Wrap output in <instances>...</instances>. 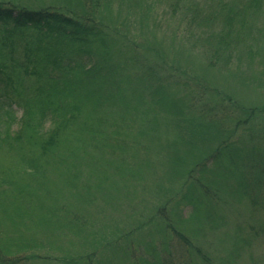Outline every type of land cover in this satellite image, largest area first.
Segmentation results:
<instances>
[{"label": "rangeland", "instance_id": "obj_1", "mask_svg": "<svg viewBox=\"0 0 264 264\" xmlns=\"http://www.w3.org/2000/svg\"><path fill=\"white\" fill-rule=\"evenodd\" d=\"M232 1L234 0H220L222 4ZM4 5L29 10L49 9L59 13L73 11L77 15L83 12L93 15L96 22L102 23V29L109 39L119 41L117 51L121 52L122 59L130 61L132 56L142 58V63L149 67L147 74L151 80L159 78L164 85L161 86L162 93L169 94V98L156 92L150 96L143 92L147 81L118 82L119 78L114 77L117 72L104 79H96L92 87L79 92L85 105L77 120L68 126L66 133L69 141L63 148L73 149L81 144L91 143L95 149H92L94 151L90 159H81L86 154L83 148L78 152L79 155L70 158L75 160L73 163L76 172L73 176L76 175L77 191L68 182L70 178L67 173L72 170V164L64 158L63 166L58 167L57 174L52 178L44 179L40 185L35 181L36 186L34 190L31 188L30 193L32 199L28 200L32 206L30 211L8 208L11 196L0 197V228L9 237L15 235L14 227L24 225V220L34 229V240L44 245H52L54 249L48 254L60 261L64 258L63 252L70 250L71 255L68 257L71 259L65 260L74 264H133L136 257L135 260L138 261L152 260L163 254L167 246L170 249L175 241H179L177 238H170L172 230L167 228L174 223L178 230L201 245L203 253L214 264L215 261L225 258L230 249L224 234L233 228L232 224L236 219H243L242 223H236L235 226L242 227V235H249L250 240L246 241L245 251L241 249L240 258L235 264H264V243L258 238L255 226L259 218L255 213L245 212V208L243 213L239 210L235 215L226 211L222 215L228 226L225 224L215 235L198 236L193 232L197 228L194 226L196 219L201 221L203 218V203L206 198L200 196V191L196 192L195 197L198 200L192 206L186 207L184 214L177 215L173 204L179 198L174 196L179 190L178 180L172 171L166 172L161 163L166 157V153L161 150L165 144V135L168 141L174 137L177 139L168 130L170 127L167 124V114L173 109V101L177 100V105L181 104V107L182 104L194 102L198 107L205 106L206 111L215 108L216 102L225 95L234 97L246 107L264 105V66L260 65L261 60L258 57L254 59L252 66H248V58L242 57L252 45L247 44L250 35L254 36L256 31H264V12L258 16L257 22V18L250 22V35L245 45L231 53L228 66L230 69L222 70L215 67L211 69L207 64L213 58L214 40L221 29L217 22L211 28H204V23L200 21L207 15L218 16L217 8L214 4L211 5V0H100L97 7L83 0H0V7ZM22 33L24 35L17 33L10 39H7L5 33L0 37V68L8 56L17 63H25V47L34 42L36 34ZM258 48L263 49V46L260 44ZM128 53L131 55L128 56ZM78 60L84 63L85 59L82 56ZM33 66L35 68L31 63L28 75L21 71L14 74V85H11L15 87L10 85L11 89H33L36 85ZM76 89L65 92V95L79 99ZM4 102V96L0 95L1 113L7 110L2 105ZM177 105L174 110L179 108ZM12 110L19 119L21 111L15 106ZM116 127L121 128L122 135L111 139L112 135L106 134ZM128 127L132 132L141 130L149 132L150 135L154 132L158 137L140 140L137 138L140 133H133L132 139H126L128 136L125 129ZM164 132L166 133L163 136ZM102 146L105 147L103 151ZM182 150L183 148H179L177 151L179 157L184 156ZM119 151V160L125 152L136 155L137 159V164L131 162L130 168L125 164L126 172L121 178L112 167H104V159L98 156L104 152L105 160L111 163L114 152ZM126 155L127 153L122 158L125 162ZM54 160L51 163H55ZM120 163L117 162L119 166ZM0 167L5 168L11 175L16 171V160L0 157ZM231 168L236 172L239 166L228 165V170ZM130 171L133 172L132 176ZM108 180L110 181L107 183ZM231 181L232 184L235 183L234 180ZM242 182L245 184L246 180ZM98 185H103L101 191ZM62 187L66 189L63 190ZM157 188L167 194L166 199L161 196L156 199L153 196ZM163 207H166L164 212L161 211ZM157 209L158 214L155 215ZM164 213L168 219L164 217ZM152 215L153 220L145 225L138 224L143 226L133 231L138 226L136 223H142L141 216ZM229 222L232 224H228ZM251 225L256 230L255 237L249 229ZM24 233L28 234L26 231ZM129 234L132 238L124 241ZM241 239L242 236L238 235L240 247ZM95 251L97 256H90ZM45 253L39 250L36 255L44 258ZM191 261L198 264L193 255L186 259L184 253H179L172 263L189 264Z\"/></svg>", "mask_w": 264, "mask_h": 264}, {"label": "trees", "instance_id": "obj_2", "mask_svg": "<svg viewBox=\"0 0 264 264\" xmlns=\"http://www.w3.org/2000/svg\"><path fill=\"white\" fill-rule=\"evenodd\" d=\"M83 1L97 7L100 0ZM212 4L217 8L218 16L207 15L200 21L204 23V28H211L217 22L221 31L214 40L213 58L207 64L211 69H230L228 66L231 53L238 50L239 46L245 45L250 35L249 24L256 18L257 22L258 16L264 12V3L263 0H234L229 4H222L220 0H211ZM194 7L197 8L196 5ZM22 32L36 34L34 42L25 47V63H17L8 56L0 68V95L4 96L5 102L2 105L7 109L3 113L0 112V157L16 160V171L11 175L5 168L0 167V197L11 196L8 208L30 211L32 206L28 200L32 199L30 193L31 188L34 190L36 186L35 181L40 185L44 179L52 178L57 174L58 167L63 166L66 158L72 164V170L67 173L70 178L68 182L72 184L73 190L77 191L76 175L73 176L76 172L73 163L75 160L70 158L79 155L78 152L83 148L86 154H83L81 159H90L94 151L92 149H95L91 143L81 144L73 149L63 148L69 141L66 133L68 126L77 120L81 108L85 105L79 92L92 87L96 79H104L117 72L114 77L119 78L118 82L147 81L143 92L150 96L156 92L169 98V94L162 93L161 86L164 85L159 78L151 80L147 74L149 67L142 63V58L132 56L130 61L122 59L121 52L117 51L119 41L113 38L110 40L102 29V23L96 22L93 15L85 12L77 15L73 11L59 13L49 9L29 10L18 6L0 7V37L5 33L7 39H10L17 33L23 34ZM251 35L247 44L252 45L242 57L248 58V66H252L256 57L260 58V65L264 66V31H256L254 36ZM260 44L263 49L258 48ZM127 55L130 56L131 53ZM82 56L84 63L78 60ZM31 63L35 65V72L32 74L36 77L33 89H11L14 85V74L21 71L28 75ZM150 83L153 85H149ZM74 89L78 91L79 99L65 95V92ZM177 102L173 101V109L167 114V124L170 127L168 130L174 133L177 139L174 137L168 141L164 132L165 144L161 149L166 153L165 161L161 162L162 167L166 172L172 171L178 180L179 190L174 196L179 198L173 204L175 212L177 215L184 214L186 207L192 206L193 202L198 200L195 194L200 191V196L206 200L203 203V218L201 221L196 219L194 227L197 228L194 233L198 236L215 235L226 224V218L222 215L224 212L229 211L235 215L239 210L243 213L245 208V212L258 216L255 228L258 230L259 240L264 243V105L246 107L227 95L216 102L215 108L208 111L205 106L198 107L194 102L182 104V107L181 104L177 105ZM176 105L179 108L174 110ZM14 106L21 111L19 119L12 110ZM125 131L128 136L126 139H132L133 133H140L137 136L140 140L158 137L154 132H151V135L141 130L132 132L129 127ZM110 134L111 139L118 138L121 137L122 130L116 127L106 135ZM179 148H183V157L178 156ZM103 150L105 147L102 146L101 151ZM125 153L128 162L122 160ZM125 153L119 160L120 151L114 152L112 164L105 160L104 152L98 156L104 159V167H112L121 178L126 172L125 164H128L129 168L131 162L137 164L136 155ZM52 159L56 162L51 163ZM118 161L121 162L120 166ZM235 161L237 162L234 163ZM232 164H238L239 169L237 168L236 172L233 171L234 168L228 170V165ZM89 165L93 167L91 163ZM92 170L94 171V168ZM131 173L133 174L132 171ZM222 178L225 182L221 181ZM230 178L234 180V184ZM244 179L245 184L242 182ZM101 190L102 188L99 191ZM167 191L169 193V190ZM153 196L156 199L160 196L167 198V194L160 188L156 189ZM165 208L161 211L164 212ZM152 217L153 215L141 216L142 223L135 225H145L153 220ZM164 217L167 218L165 213ZM23 222L24 225L13 228L15 235L12 237L0 228V264H74L65 260L70 258V250L63 252L64 258L61 261L50 256L48 253L54 249L53 246L35 241L36 233L31 224L24 220ZM242 222L243 219H236L234 224L228 223L232 224L233 228L225 233L224 237L230 249L225 258L219 262L214 260V264H235L240 258L241 249L245 251L246 241L250 240V236H243L242 227L235 226L236 223ZM173 224L171 227L167 226L169 231L172 230L170 238H177L179 241H175L170 249L167 246V250L156 258L138 261L135 260L136 257L133 264H174L172 261L179 253H184L186 259L193 255L198 264H212L203 253L201 245L193 242L194 238H188ZM143 225L136 226L133 231L139 230ZM249 229L255 237L256 230L252 225ZM238 235L242 236L241 247ZM131 238L129 234L124 241ZM220 242L221 240L218 244ZM39 250L46 252L44 258L36 255ZM92 255L97 256V252L90 254ZM75 258L74 256L73 259ZM189 264L194 263L191 261Z\"/></svg>", "mask_w": 264, "mask_h": 264}]
</instances>
